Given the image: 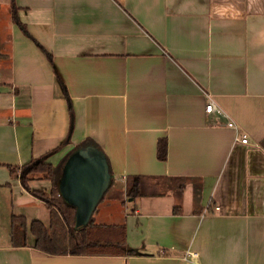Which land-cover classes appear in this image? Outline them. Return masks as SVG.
I'll list each match as a JSON object with an SVG mask.
<instances>
[{"label":"crops","instance_id":"1","mask_svg":"<svg viewBox=\"0 0 264 264\" xmlns=\"http://www.w3.org/2000/svg\"><path fill=\"white\" fill-rule=\"evenodd\" d=\"M15 3L14 18L0 0V264H264V0ZM87 138L112 175L92 217L124 223L138 251L52 255L31 233L14 245L12 216L41 219L46 203L9 165L55 148L57 164ZM135 174L165 192L129 198ZM176 176L202 183L177 212Z\"/></svg>","mask_w":264,"mask_h":264},{"label":"trees","instance_id":"2","mask_svg":"<svg viewBox=\"0 0 264 264\" xmlns=\"http://www.w3.org/2000/svg\"><path fill=\"white\" fill-rule=\"evenodd\" d=\"M12 13L15 18L16 3L11 0ZM2 54L0 47V56ZM94 145L96 142L87 138L77 145L78 148ZM58 148L48 151L38 159L19 165H9L12 175L20 177L24 187L33 195L42 199L50 210L49 223L41 219H34L30 223L23 215L12 216L11 237L14 245H28V234L34 236L33 245L49 254H126L136 253L138 250L129 248L126 243V228L124 223L104 224L95 222L93 217L83 226L76 227V205L70 203L61 194L60 182L65 162L70 152L60 162L54 164L48 159ZM157 155L161 160L168 157V142L160 138L157 145ZM151 176L135 174L126 178V195L131 199L140 196L161 195L165 192L162 185L154 183ZM177 204L175 212L179 210L183 190L189 181H196V195L201 189L198 177L176 176ZM48 179L51 181L49 189H35L30 186L31 180ZM105 195V194H104ZM104 195L101 201L104 198Z\"/></svg>","mask_w":264,"mask_h":264},{"label":"water","instance_id":"3","mask_svg":"<svg viewBox=\"0 0 264 264\" xmlns=\"http://www.w3.org/2000/svg\"><path fill=\"white\" fill-rule=\"evenodd\" d=\"M106 157L94 145L73 151L64 164L61 194L76 205V227L89 222L94 210L111 184Z\"/></svg>","mask_w":264,"mask_h":264},{"label":"built area","instance_id":"4","mask_svg":"<svg viewBox=\"0 0 264 264\" xmlns=\"http://www.w3.org/2000/svg\"><path fill=\"white\" fill-rule=\"evenodd\" d=\"M206 110H207L208 112H213V111H215V110L220 111V113H221L223 116L228 117L229 120L227 121V124H228L229 126L234 127V128L239 132L238 124H237L234 120H232L231 118H229L228 114H227L226 112H223V111L221 110V108H219V107L216 105V102L213 100V98H212L211 96H209V101H208V103L206 104ZM238 134H239V133H238ZM237 139H239L240 141H242V142H244V143H248V142H249L248 134H247L246 132H244V133L238 135V136H237ZM217 208H219V207L217 206Z\"/></svg>","mask_w":264,"mask_h":264},{"label":"rangeland","instance_id":"5","mask_svg":"<svg viewBox=\"0 0 264 264\" xmlns=\"http://www.w3.org/2000/svg\"><path fill=\"white\" fill-rule=\"evenodd\" d=\"M42 182H44V180H40V183H41V186L39 187V188H37V189H49L48 187L49 186H47V187H45L44 185H42ZM175 182V181H174ZM172 184V183H171ZM175 186H176V183H175ZM168 192H170V190H168ZM171 193V192H170ZM35 217H37V218H41V219H43L44 221H48V207L46 206V205H43V207H42V211H41V214L39 213L37 216H35Z\"/></svg>","mask_w":264,"mask_h":264}]
</instances>
